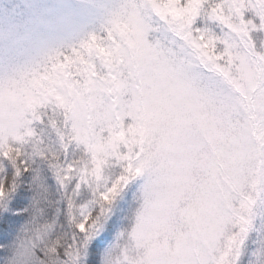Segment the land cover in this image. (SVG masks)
<instances>
[{
  "label": "snow or ice",
  "instance_id": "snow-or-ice-1",
  "mask_svg": "<svg viewBox=\"0 0 264 264\" xmlns=\"http://www.w3.org/2000/svg\"><path fill=\"white\" fill-rule=\"evenodd\" d=\"M75 16L0 49V264H264V0Z\"/></svg>",
  "mask_w": 264,
  "mask_h": 264
},
{
  "label": "rangeland",
  "instance_id": "rangeland-1",
  "mask_svg": "<svg viewBox=\"0 0 264 264\" xmlns=\"http://www.w3.org/2000/svg\"><path fill=\"white\" fill-rule=\"evenodd\" d=\"M78 3L79 0H0V49L11 48L22 55L62 30L71 29L77 23Z\"/></svg>",
  "mask_w": 264,
  "mask_h": 264
},
{
  "label": "clouds",
  "instance_id": "clouds-1",
  "mask_svg": "<svg viewBox=\"0 0 264 264\" xmlns=\"http://www.w3.org/2000/svg\"><path fill=\"white\" fill-rule=\"evenodd\" d=\"M68 22H69V23H71V21H70V20H69Z\"/></svg>",
  "mask_w": 264,
  "mask_h": 264
}]
</instances>
